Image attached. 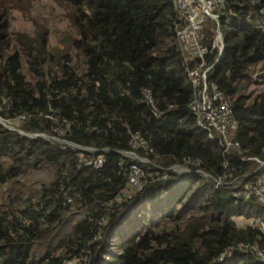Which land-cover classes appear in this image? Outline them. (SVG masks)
<instances>
[{"label":"trees","instance_id":"1","mask_svg":"<svg viewBox=\"0 0 264 264\" xmlns=\"http://www.w3.org/2000/svg\"><path fill=\"white\" fill-rule=\"evenodd\" d=\"M31 1L0 0L2 117L23 112L26 130L66 128L71 140L119 149L138 132L153 150L138 145L136 151L160 164L191 154L207 170L220 171L222 147L206 138L188 107L193 89L174 37L171 0H58L70 29L58 51L44 40L45 30L17 31L9 40L14 11L28 10ZM218 13L225 51L208 78L234 103L241 147L232 159L246 169L251 162L238 154L264 158V31L257 27L264 0H225ZM257 69L261 76L253 80L249 73ZM146 87L163 116L140 102ZM41 167L52 176L24 194L18 177ZM127 176L128 160L119 152L107 151L95 168L78 150L0 123V264H60L75 256L86 258L82 264H264L241 251L216 259L238 241L264 250L257 227H238L232 219L264 215L255 198L236 203L198 174L148 179L143 189L117 198ZM61 186L71 201L61 197ZM85 205L93 210L81 215ZM74 213L65 232L55 233ZM101 216L102 238L89 244ZM37 241L39 257L32 253Z\"/></svg>","mask_w":264,"mask_h":264},{"label":"clouds","instance_id":"2","mask_svg":"<svg viewBox=\"0 0 264 264\" xmlns=\"http://www.w3.org/2000/svg\"><path fill=\"white\" fill-rule=\"evenodd\" d=\"M56 1L58 2V0ZM171 1L176 12V17L173 22L174 37L177 46L181 51L182 63L186 75L193 89L192 98L188 103V107L194 115L196 126L205 132L206 138L211 141H216L220 147H222L223 156L220 162L221 169L219 172L207 170L202 165V159L199 156L191 154L184 155L179 161L167 165L160 164L149 158L146 154H141L136 151L138 145L148 151L153 150V147L147 139L141 137L138 132H133L131 134L127 141L129 147L119 149L107 145L89 146V144L86 145L71 140L64 137L66 128L54 127L51 132L26 130L22 127V122L27 120L26 118L28 117L23 112L13 118H5L0 115V123L5 128L15 130L22 135L46 139L50 143L60 146L62 149L69 147L73 150H78L81 152V159L84 164L91 165L95 168L103 165L105 161V153L107 151L119 152L128 160V176L125 184L119 189L117 198L121 196H131L143 189L148 179L168 180L170 176L180 178L191 174H198L213 187L228 190L234 196V201L236 203L255 198L260 205L264 206V201L259 199V194L251 193L247 196L241 194V190L246 185L256 183L259 177L264 174V158L257 155L238 154L237 160L250 161V167L241 169V167L234 164L235 161L232 157L235 156L236 150H240L241 147L239 139L235 137L236 130L239 126V118L235 113L234 103L228 100L215 81L208 78L209 73L220 62L225 51L218 13L219 8L225 3V0ZM198 3H200L201 10L198 9ZM60 10L63 15L61 8ZM257 27L264 31V16L258 20ZM260 67L261 66H259V68ZM261 73L262 72L257 69L249 73V76L253 80H256L261 76ZM140 102L148 104L150 110L156 117L164 115L165 109L156 103L149 88L146 87L142 89V98ZM174 105V103H168L167 107L171 108L174 107ZM221 105H224V109L229 115L232 114L237 121L236 127L228 129L225 134H222L215 129L214 124L209 123V117L207 115L211 109H220ZM46 115L50 116L49 113H46ZM5 121L12 123L13 125H9ZM156 165L165 166L167 168L166 172H159L155 168ZM39 169L47 170L45 167L35 168L29 171L27 175H20L18 177L19 181L24 182L25 180L23 179L27 178L28 175L31 177L32 171H38ZM219 177H222V179L228 181V183L218 181L217 179ZM47 180L39 181L37 185L38 188L40 183ZM61 189L63 190L61 197L66 199V201H71L72 197L68 196L69 189L63 186H61ZM91 210L93 209L89 205H85V207L80 210V214L84 215L91 213ZM14 214L19 215L16 211ZM76 215L78 216V213H74L72 217L68 219V225L71 219L75 218ZM232 219L236 226H255L264 235V215L240 213L234 214ZM66 220L55 228L56 233L57 229L60 228ZM105 220L104 216H101L98 220L97 231L87 241L89 244L102 238V227ZM42 226H46V223L43 222ZM63 232H65V230ZM34 251L35 249L32 250V253ZM239 251L251 253L259 261L264 263V250L255 243H246L243 241L225 245L222 251L217 255L216 259L217 261H221L226 257L233 255L234 252ZM39 255L40 254L36 255L35 253L36 257H39ZM85 259L86 258L82 256L78 258L75 256L63 260L60 264H82Z\"/></svg>","mask_w":264,"mask_h":264},{"label":"rangeland","instance_id":"3","mask_svg":"<svg viewBox=\"0 0 264 264\" xmlns=\"http://www.w3.org/2000/svg\"><path fill=\"white\" fill-rule=\"evenodd\" d=\"M198 9L201 10L200 3H198ZM32 24L37 26L32 29ZM11 27L13 29L10 30L11 35H9V40L16 39L17 31L32 33L35 30H45L46 34L44 35V40H50L51 50L56 51L65 47V37L67 36L68 31H70V29L67 27L66 16L65 14L62 15L60 7L57 6L56 0H32L31 7L28 10L14 11ZM5 122L9 125H13L7 121ZM92 145L93 144H89V146ZM155 168L161 173H165L167 170L165 166L160 165H156ZM22 175H27V173ZM51 175V169L49 171L41 169L38 171H32L31 177L28 175L27 178L23 179L25 181L21 183L20 189H24V194L30 195L33 191L38 189L37 185L39 181L47 180ZM7 185L8 183L5 182L3 185L4 190H6ZM259 199H261L260 195ZM68 222L69 220L67 219L66 222L57 229V234H60L66 230L68 227ZM33 249H35L34 253H36V255H41V242H35L33 244Z\"/></svg>","mask_w":264,"mask_h":264},{"label":"built area","instance_id":"4","mask_svg":"<svg viewBox=\"0 0 264 264\" xmlns=\"http://www.w3.org/2000/svg\"><path fill=\"white\" fill-rule=\"evenodd\" d=\"M207 115L209 117V123L214 124L215 129L222 134H225L228 129L234 128L237 125L236 119L232 114L229 115L224 109V105H221L220 109H211ZM217 180L228 183V181H224L222 177H219ZM251 193L259 194L264 201V174L259 177L256 183L248 184L241 190L243 196H247Z\"/></svg>","mask_w":264,"mask_h":264}]
</instances>
